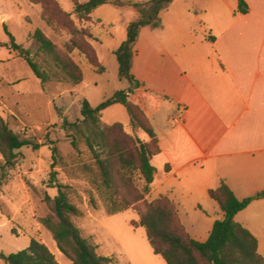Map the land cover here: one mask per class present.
<instances>
[{
    "label": "crops",
    "instance_id": "obj_1",
    "mask_svg": "<svg viewBox=\"0 0 264 264\" xmlns=\"http://www.w3.org/2000/svg\"><path fill=\"white\" fill-rule=\"evenodd\" d=\"M245 1L246 15L238 0H174L162 26L142 28L133 47L131 72L143 84L133 97L161 150L149 199L169 197L181 221L191 212L222 218L208 200L222 181L239 200L264 191V0ZM249 209L264 212V198L236 216L255 235L250 221L264 215L239 221ZM132 220L138 215L123 212L100 228L132 264H166Z\"/></svg>",
    "mask_w": 264,
    "mask_h": 264
},
{
    "label": "trees",
    "instance_id": "obj_2",
    "mask_svg": "<svg viewBox=\"0 0 264 264\" xmlns=\"http://www.w3.org/2000/svg\"><path fill=\"white\" fill-rule=\"evenodd\" d=\"M32 1L42 6V18L50 27L64 30L71 37L63 52L42 30L37 29L30 35L38 45L39 54L53 62L57 73L43 69L31 51L18 44L8 31L10 42L0 43V48L7 47L24 59L43 87L54 80L70 82L75 86L83 83L82 70L71 56L75 51L87 60L96 73L106 72L98 51L91 47L92 41H99L93 31L103 26L100 19L93 18L97 8L107 4L130 6L138 13V18L126 28V40L113 51L119 64V75L129 81L131 89L116 92L97 107L84 99L81 102L83 120L75 123L65 120L73 149L77 151L80 143L88 149L98 189L110 201L109 217L130 207H139V220H132L130 225L134 229L144 228L154 254L162 257L166 264H264L257 237L236 221L238 213L253 201L264 198V191L239 200L224 181L211 190L209 196L218 204L222 218L215 221L205 242L190 235L182 224L177 205L169 197L149 200L157 171L152 161L161 150L149 117L130 99L132 92L143 86L131 72L132 54L142 28H160L161 15L174 0H70L73 13L64 11L57 0ZM249 11L245 0H238V12L246 15ZM72 16L76 17L77 23ZM114 105L126 108L133 129L143 131L148 136L147 140L129 136L120 123L108 125L102 121V112ZM27 146L38 147L21 139L0 116V154L8 168L14 166L18 151ZM57 151L53 148L54 154ZM55 188L57 195L45 198L49 213L40 222L51 233L59 251L72 264H111L112 259L100 255L97 246L85 239L76 226L73 219L80 217L81 211L71 202L66 186L56 184ZM0 258L6 264H60L51 250L35 239L27 249L10 255L0 253Z\"/></svg>",
    "mask_w": 264,
    "mask_h": 264
},
{
    "label": "rangeland",
    "instance_id": "obj_3",
    "mask_svg": "<svg viewBox=\"0 0 264 264\" xmlns=\"http://www.w3.org/2000/svg\"><path fill=\"white\" fill-rule=\"evenodd\" d=\"M57 2L64 11L73 13L74 7L70 0ZM42 11V6L32 0H0V43L10 42L9 32L18 44L31 51L43 69L54 74L57 70L53 62L39 54L38 45L30 35L37 29L42 30L63 52L71 37L64 30L50 27L43 20ZM137 16V11L130 6L107 4L97 8L93 18L100 19L103 26L93 31L99 41H92L91 47L98 51L106 72L96 73L87 60L75 51L71 56L84 76L83 83L78 86L54 80L43 87L24 59L7 47L0 48V116L21 139L38 145L20 149L12 168L5 165L0 154V253H18L27 249L32 239H35L44 243L60 264H72L59 251L51 233L40 222L49 213L46 196L55 197V185L61 184L66 186L71 202L81 211V216L73 220L82 236L97 246L100 255L109 250L111 264H132L117 249L120 245L104 237L100 227L105 217L109 216L110 201L98 189L88 149L83 143L79 144L77 151L73 149L65 120L68 123L83 120L81 102L84 99L97 107L116 92L131 89L129 81L120 77L119 64L111 50L117 49L126 40V28ZM72 18L78 22L75 16ZM91 47L90 51H93ZM134 93L135 90L130 99L136 104L139 99L133 97ZM102 121L108 125L120 123L129 136L148 139L143 131L133 129L123 105L104 110ZM53 148H57V154H54ZM208 200L221 214L218 204ZM208 209L212 213L210 216L214 217L211 208ZM137 210L139 207L133 206L125 212L138 215ZM248 212L264 215L263 211L249 209L238 220L244 221ZM182 221L192 237L201 242L209 238L214 225L212 218L194 212L190 213V220L184 215ZM250 225L264 257V216H256ZM0 264L6 263L0 258Z\"/></svg>",
    "mask_w": 264,
    "mask_h": 264
}]
</instances>
